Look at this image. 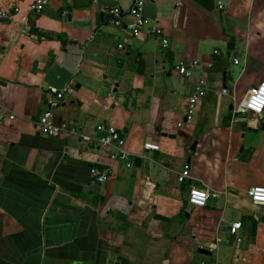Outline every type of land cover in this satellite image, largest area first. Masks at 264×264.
Wrapping results in <instances>:
<instances>
[{
	"label": "crops",
	"instance_id": "crops-1",
	"mask_svg": "<svg viewBox=\"0 0 264 264\" xmlns=\"http://www.w3.org/2000/svg\"><path fill=\"white\" fill-rule=\"evenodd\" d=\"M32 1L0 0L22 9L0 19V264H264V206L246 193L264 185V112L239 121L232 111L264 80V0H224L223 10L218 0H147L167 48L110 24L107 0H51L26 13ZM199 78L205 95L186 116ZM67 85L74 92L51 108L53 120L86 133L114 125L131 166L75 135L39 131L53 89ZM93 165L108 168L106 182ZM191 187L219 195L191 206Z\"/></svg>",
	"mask_w": 264,
	"mask_h": 264
},
{
	"label": "built area",
	"instance_id": "built-area-1",
	"mask_svg": "<svg viewBox=\"0 0 264 264\" xmlns=\"http://www.w3.org/2000/svg\"><path fill=\"white\" fill-rule=\"evenodd\" d=\"M108 11H109V23L114 26H125L130 30L132 36L138 37L143 31H147L150 35H154L159 38V43L162 48L169 46L168 38L163 34L162 28L155 22H152L143 13V7L147 0H107ZM51 0H33L24 9L26 13H39L41 12ZM128 2V6L124 8L122 4ZM178 5L182 4L181 0L177 1ZM226 6L224 0L217 1V7L223 10ZM22 9L14 8L13 12L0 9V19L8 18L11 19L15 13L20 12ZM127 17V21L124 19ZM27 27L22 29V32H26ZM237 63V59H234ZM176 70L181 76L191 77L193 70L189 64L185 61H180L176 65ZM207 81L204 78H199L194 83L193 89L187 97V109L186 116L193 114L198 103L204 97L206 92ZM55 98L50 100L48 108L45 109L36 120V124L41 133L48 136H61L64 134L75 135L79 140L87 147H105L109 148V158L114 161L121 157H128L125 151L126 139L122 132L110 123L99 122L97 123L92 133L84 132L80 126L60 121L55 122L53 120V114L51 108L58 106L59 103L64 99L65 93H73L74 87L71 85L65 86L62 90H54ZM112 88H109L108 94H112ZM223 92H227V89H223ZM234 100V98H233ZM236 102V101H235ZM233 103L232 111L234 112L236 120H245L244 115L251 113L254 115H261L264 112V80L258 82L252 88L248 90L246 95L240 99L237 103ZM13 118V115L9 116ZM145 150H158L159 145L152 142H145L143 144ZM126 166H131L132 160L126 158ZM91 176L98 183H104L107 181L109 174L108 168L99 167L93 165L89 168ZM190 178V171L188 167H184L178 174L179 182H185ZM226 192V191H224ZM250 201L256 205L264 206V185H253L246 191ZM219 192L214 189L191 187L188 192V204L191 206L202 207L205 206L209 197L218 196ZM240 227V222H234L230 225V233L236 234ZM239 241V238H237Z\"/></svg>",
	"mask_w": 264,
	"mask_h": 264
},
{
	"label": "water",
	"instance_id": "water-1",
	"mask_svg": "<svg viewBox=\"0 0 264 264\" xmlns=\"http://www.w3.org/2000/svg\"><path fill=\"white\" fill-rule=\"evenodd\" d=\"M261 129H264V126H263V125L261 126ZM193 148H194V147L192 146V149H193ZM140 163H141V158H140V157H136V158L134 159L133 164H134L135 166H140ZM154 217H155L156 219H158V220H161V221H169V218L164 217V216L159 215V214H155ZM197 252H199V253H201V254H207V255L210 254V252H209L208 250L204 249V248H198V249H197Z\"/></svg>",
	"mask_w": 264,
	"mask_h": 264
},
{
	"label": "rangeland",
	"instance_id": "rangeland-1",
	"mask_svg": "<svg viewBox=\"0 0 264 264\" xmlns=\"http://www.w3.org/2000/svg\"><path fill=\"white\" fill-rule=\"evenodd\" d=\"M239 100H237L235 103H237ZM249 115H251V113H247V114H245L244 116H249Z\"/></svg>",
	"mask_w": 264,
	"mask_h": 264
}]
</instances>
